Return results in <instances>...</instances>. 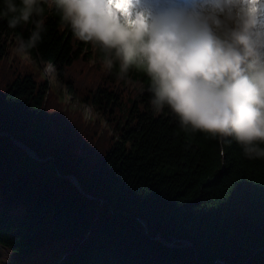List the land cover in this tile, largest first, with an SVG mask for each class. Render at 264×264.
<instances>
[{
  "label": "trees",
  "instance_id": "obj_1",
  "mask_svg": "<svg viewBox=\"0 0 264 264\" xmlns=\"http://www.w3.org/2000/svg\"><path fill=\"white\" fill-rule=\"evenodd\" d=\"M45 15L47 31L27 55L54 67L71 95L67 69L106 63L86 102L121 117L112 142L91 153L67 132H51L48 82L24 74L7 85L0 247L9 258L0 264H264V160L244 159L235 142L221 151L214 138L182 131L167 110L151 114L142 71L126 70L110 50ZM31 28L0 21V62Z\"/></svg>",
  "mask_w": 264,
  "mask_h": 264
},
{
  "label": "clouds",
  "instance_id": "obj_2",
  "mask_svg": "<svg viewBox=\"0 0 264 264\" xmlns=\"http://www.w3.org/2000/svg\"><path fill=\"white\" fill-rule=\"evenodd\" d=\"M46 9L76 39L142 71L151 114L167 110L182 131L264 160V0H0L8 29L32 25L16 53L38 49Z\"/></svg>",
  "mask_w": 264,
  "mask_h": 264
},
{
  "label": "rangeland",
  "instance_id": "obj_3",
  "mask_svg": "<svg viewBox=\"0 0 264 264\" xmlns=\"http://www.w3.org/2000/svg\"><path fill=\"white\" fill-rule=\"evenodd\" d=\"M15 44V41L10 43L8 57L0 62V97L15 78L30 74L36 82L46 81L49 84L44 112L45 121L55 138L67 132L68 138L82 140L89 148H93L91 153L95 150L94 153L100 152L111 143L113 129L121 117L119 112L102 113L86 102L92 90L100 83L101 72L107 64L102 63L100 70L96 68L94 72L89 69L94 63L92 60L89 65L76 63L67 69L65 78L75 89V95H71L59 81L54 67L40 66L27 54L16 53ZM8 258L9 254L0 247V260L7 262Z\"/></svg>",
  "mask_w": 264,
  "mask_h": 264
},
{
  "label": "water",
  "instance_id": "obj_4",
  "mask_svg": "<svg viewBox=\"0 0 264 264\" xmlns=\"http://www.w3.org/2000/svg\"><path fill=\"white\" fill-rule=\"evenodd\" d=\"M18 145H19L20 147L26 149L27 152H28V154H29L30 156L35 157V154H34L30 149L24 147V146H23L22 144H20V143H18ZM72 183L75 184V185H78V183H77V181H76L75 179H72ZM188 245H190V243H189V242H186V243H185V246H188Z\"/></svg>",
  "mask_w": 264,
  "mask_h": 264
}]
</instances>
